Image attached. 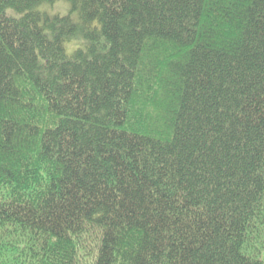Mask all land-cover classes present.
I'll return each instance as SVG.
<instances>
[{
  "label": "trees",
  "instance_id": "trees-1",
  "mask_svg": "<svg viewBox=\"0 0 264 264\" xmlns=\"http://www.w3.org/2000/svg\"><path fill=\"white\" fill-rule=\"evenodd\" d=\"M61 1L0 0V264H264V0Z\"/></svg>",
  "mask_w": 264,
  "mask_h": 264
},
{
  "label": "rangeland",
  "instance_id": "rangeland-1",
  "mask_svg": "<svg viewBox=\"0 0 264 264\" xmlns=\"http://www.w3.org/2000/svg\"><path fill=\"white\" fill-rule=\"evenodd\" d=\"M39 10L42 12L48 13L51 17H54L56 15L59 16H67L71 15L72 19L75 22H79V17L77 13H71V5L68 1L63 0L61 2H57L55 4H43L39 7ZM77 44L72 43L68 45V53L72 54L74 50L76 49Z\"/></svg>",
  "mask_w": 264,
  "mask_h": 264
}]
</instances>
